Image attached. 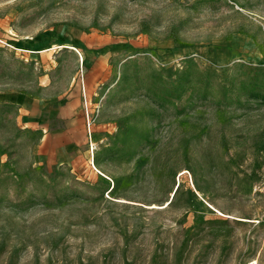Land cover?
Instances as JSON below:
<instances>
[{
	"label": "rangeland",
	"instance_id": "1",
	"mask_svg": "<svg viewBox=\"0 0 264 264\" xmlns=\"http://www.w3.org/2000/svg\"><path fill=\"white\" fill-rule=\"evenodd\" d=\"M251 263L264 0H0V264Z\"/></svg>",
	"mask_w": 264,
	"mask_h": 264
},
{
	"label": "crops",
	"instance_id": "2",
	"mask_svg": "<svg viewBox=\"0 0 264 264\" xmlns=\"http://www.w3.org/2000/svg\"><path fill=\"white\" fill-rule=\"evenodd\" d=\"M34 102H36V101H34ZM35 120H37V119H35V118H30V122H29V124H34L33 121H35Z\"/></svg>",
	"mask_w": 264,
	"mask_h": 264
},
{
	"label": "bare ground",
	"instance_id": "3",
	"mask_svg": "<svg viewBox=\"0 0 264 264\" xmlns=\"http://www.w3.org/2000/svg\"><path fill=\"white\" fill-rule=\"evenodd\" d=\"M251 264H254V263H251Z\"/></svg>",
	"mask_w": 264,
	"mask_h": 264
}]
</instances>
